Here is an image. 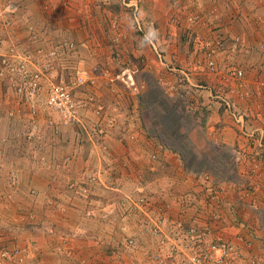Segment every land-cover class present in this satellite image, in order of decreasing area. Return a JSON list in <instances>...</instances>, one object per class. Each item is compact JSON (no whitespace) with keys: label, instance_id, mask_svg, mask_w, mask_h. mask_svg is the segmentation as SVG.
<instances>
[{"label":"rangeland","instance_id":"374dc122","mask_svg":"<svg viewBox=\"0 0 264 264\" xmlns=\"http://www.w3.org/2000/svg\"><path fill=\"white\" fill-rule=\"evenodd\" d=\"M4 2L6 44L43 74L0 177L14 264H264V0H41L18 26ZM60 81L74 119L45 107Z\"/></svg>","mask_w":264,"mask_h":264},{"label":"built area","instance_id":"2783aa9c","mask_svg":"<svg viewBox=\"0 0 264 264\" xmlns=\"http://www.w3.org/2000/svg\"><path fill=\"white\" fill-rule=\"evenodd\" d=\"M0 13L2 12L0 11ZM8 26H10L9 21L0 20V77L9 83L10 88L21 103L22 99L31 100L37 97L41 89L40 82L43 74L34 69L29 55L23 50L20 51L16 44H6L5 40L2 39V35ZM206 65L212 72L217 69L214 59H208ZM77 82L79 84V81ZM260 86L263 88L264 82H261ZM73 89V84L69 85L62 81L51 82L46 92L45 107L58 113L66 120L74 119L81 107L77 102L76 95L73 94ZM218 250L224 253L223 249ZM20 259L18 250L8 248L0 241V264H14ZM211 260L212 256L208 252L204 258H192L191 262L192 264H213Z\"/></svg>","mask_w":264,"mask_h":264},{"label":"crops","instance_id":"0c3cea01","mask_svg":"<svg viewBox=\"0 0 264 264\" xmlns=\"http://www.w3.org/2000/svg\"><path fill=\"white\" fill-rule=\"evenodd\" d=\"M18 1H19L20 5H24L26 7H24L25 9L21 8L19 10L18 8L20 6L18 4L11 6L12 9H14V11L16 10V12H15L16 13V20H15L16 25L19 24V22H20V24H22V20H21L20 15H22V19H25V20L34 19L35 17L36 18L34 20H37L39 18L38 13H39V10L41 11V9H40L41 0H31L32 1L31 4L29 1L25 2L26 0H18ZM4 6H6L5 2H4V5L1 6L0 8H3ZM1 16H2V13H0V20H1ZM7 17H10V14H8ZM47 21H48V19H47ZM55 26H56L55 23H53L51 28H55ZM60 30H62V29L58 28V31H60ZM52 33H53V31H52ZM2 39L3 40L5 39V37L3 35H2ZM253 42L254 41L249 42V43H247V45L251 44ZM220 58L221 57L218 55V60ZM219 62H220L221 66H224L221 59L219 60ZM197 69L199 71H196ZM190 70H191L190 72H192V69H190ZM193 70L196 72H201V69L199 67H195V69L193 68ZM188 75L192 76L193 73H189ZM188 82L190 83L189 89L201 87L199 84H194V81H188ZM201 92L204 93L203 100L206 99L203 103V106H205L206 110H209V109L212 110V117L215 120L214 116L215 115L218 116V112H219V109L221 108V105L219 102L215 101V97L212 95L211 91H206V92L201 91ZM208 98H210V100H207ZM210 104H211V106H210ZM21 105L22 104H20L19 100L17 99V97L14 94V92L12 91V89L6 85L4 80H2L0 78V177L1 178H3L2 175L7 173L8 169L14 168L13 167L14 165L7 162V161H9V159L17 158V157L13 156L12 151L13 152L19 151L20 147L23 148L24 144L26 145L27 141L29 144V138L28 137H27L28 139L26 138L27 133L25 132L27 130V126L25 125L24 121L22 120V117L24 115L21 111L22 110V108L20 107ZM44 116L45 115H43L41 113L40 118H41V120L45 119L44 122H42V124L46 126V125H48V119H46ZM209 129L212 130L213 128L210 127ZM46 133L48 134V131ZM47 134L42 136L41 139L39 140L40 145H42L43 150L46 153H48V146L53 148L56 145V144L54 146L52 145L51 137H48ZM240 138H241V136H238V133L236 134L235 132H234V134H232V135L230 134L229 136L226 137V139L228 141H232V140L238 141L239 140V142H242V140ZM25 139H27V140H25ZM31 146L32 145H30V147ZM61 146H63V145H61ZM55 147H56V149H59L62 153H64L62 151V147H60V148L58 146H55ZM69 151H70V149H68L66 152H69ZM36 167H37V165H36ZM43 169H45L46 171L49 172V170H47L45 167ZM0 186H2L1 183H0ZM1 190H2V187H0V191ZM0 196H1V194H0ZM0 199L2 200V197ZM1 200H0V202L2 203Z\"/></svg>","mask_w":264,"mask_h":264}]
</instances>
